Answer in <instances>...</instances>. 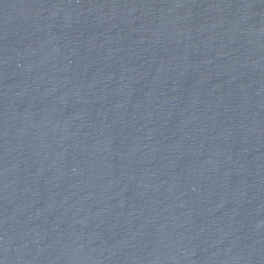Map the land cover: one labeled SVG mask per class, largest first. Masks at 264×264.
Masks as SVG:
<instances>
[{"label": "water", "instance_id": "obj_1", "mask_svg": "<svg viewBox=\"0 0 264 264\" xmlns=\"http://www.w3.org/2000/svg\"><path fill=\"white\" fill-rule=\"evenodd\" d=\"M0 264H264V0H0Z\"/></svg>", "mask_w": 264, "mask_h": 264}]
</instances>
